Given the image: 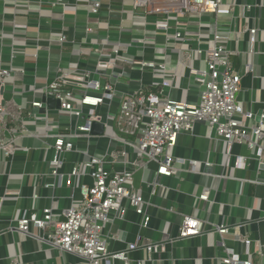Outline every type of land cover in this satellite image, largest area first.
<instances>
[{"label": "built area", "instance_id": "2783aa9c", "mask_svg": "<svg viewBox=\"0 0 264 264\" xmlns=\"http://www.w3.org/2000/svg\"><path fill=\"white\" fill-rule=\"evenodd\" d=\"M51 3L63 8L66 4L63 0ZM222 5L223 0H135L133 12L142 20H133L128 25L123 20L117 26L108 24L105 45H81L84 66L59 64L50 82L40 92L34 90L41 99L28 100L24 96L17 105L21 134L14 135L12 132L17 130H7L9 136L0 142V149L13 158L21 150L17 138L30 135L41 139L44 160L51 153L45 160L46 171L40 173L43 186L65 187L69 190V203L58 215L53 206L41 212L24 213L16 220L19 231L28 233L34 225L43 230V235L37 236L40 241L57 252L76 254L89 264H103L111 258L129 264V251L138 247L147 250L152 259L164 248L165 242H134L124 252H113L109 247L111 235L107 228L117 219L125 220L129 210L140 217L141 227L152 223V216L147 212L148 202L135 185L138 170L155 164L154 179L150 183L153 192L162 186V178L177 174L176 162L192 165L196 170L197 161L175 157L174 149L180 135L191 132L200 122L229 145H247L254 151L258 163L264 164V112L257 123L246 124V120L257 119V114L245 109L238 99L243 74L231 61L239 53L232 47L237 42V30L218 21ZM77 7L97 16L102 3L88 0ZM252 7L246 4L244 10ZM1 14L0 11V19ZM203 16L209 20L203 21ZM258 29L250 25L243 28L251 45L257 41ZM85 32L88 36L97 29L88 25ZM57 40L61 44L67 42L63 30L57 34ZM186 50L201 63L200 67L190 68L200 93L198 102L166 98L147 90L143 84L132 91L122 86L123 64L150 70L162 78L163 86L168 85L165 73L171 56L177 55L182 61ZM119 68L123 71L117 72ZM247 69L250 71L252 67L248 65ZM12 71V66H0V125L11 115L2 88L12 77ZM43 95L54 98L59 107L49 108L42 100ZM42 108L46 110L39 113ZM30 123L43 130H31ZM94 123L103 125L102 133H93ZM245 160L238 156L237 165H244ZM77 189L79 198H76ZM199 197L210 200L209 192ZM247 224H237L233 232L228 225L221 224L210 232H217L223 238L229 234L239 236L247 254L243 257L231 251L222 239L218 243L225 253L217 258L219 264H257L251 250L253 240L241 236V229ZM204 230L202 219L185 215L177 226V235H172L169 241L195 238L203 235Z\"/></svg>", "mask_w": 264, "mask_h": 264}, {"label": "crops", "instance_id": "0c3cea01", "mask_svg": "<svg viewBox=\"0 0 264 264\" xmlns=\"http://www.w3.org/2000/svg\"><path fill=\"white\" fill-rule=\"evenodd\" d=\"M54 1L0 2V66L13 68L12 77L2 88L6 102L7 93L13 96L16 105L24 96L28 100L41 99V95L34 90L40 92L50 82L59 64L84 66L85 60L80 56L81 45H105L108 24L117 26L123 20L128 25L133 20H142L133 12L135 0H100L102 7L97 16L77 7L88 0H63L66 3L64 8L52 5ZM246 4H252V9L245 11ZM202 19L207 22L209 17L203 16ZM218 21L237 30V42L232 47L239 53L233 55L231 61L243 74L238 99L245 109L258 115L264 112V0H223ZM88 25L97 32L87 36L85 29ZM246 25L259 28L253 45L243 31ZM62 30L67 35L64 44L57 40V34ZM205 32L209 30L205 29ZM187 51L182 61L177 55L171 56L165 73L168 85L163 86L160 82L162 78L150 70L142 71L123 64L122 86L132 91L143 84L147 90L166 98L198 102L200 93L190 68L200 67L201 63L191 51ZM147 54L152 57V54ZM248 65L252 70L247 69ZM123 69L119 68L117 72ZM10 121L6 122L0 142L9 136L7 130H17L12 132L14 135L21 134L20 128L9 126ZM257 122V119L246 120L247 125ZM29 128L37 132L43 130L33 123L29 124ZM17 145L21 150L13 158L0 149V264H89L76 254L57 252L40 241L37 236L43 235V230L34 225L30 226L28 233L17 229L16 220L24 213L41 212L45 207L53 206L55 215H58L69 203V190L65 187L52 189L43 186L40 173L46 171L48 165L45 160L50 158L51 153L48 152L44 160L42 140L22 135L17 138ZM27 147L30 150L23 149ZM174 155L197 161L196 170L192 169V165L183 166L180 162L177 167L176 162L177 174L162 178V186H157L155 192L150 185L154 179L155 164L138 170L135 185L142 190L148 202L147 212L152 216V223L149 227H141L140 217L129 210L125 220L117 219L107 228L111 235V251H127L134 242L161 241L165 242L164 248L152 259L141 247L130 250L129 264H219L217 258L225 253L224 247L218 243L222 239L231 251L239 252L243 257L247 254L239 236L229 234L223 238L217 232H210L221 224L228 225L233 232L234 226L248 222L242 227L241 236L253 240L251 250L254 262L264 264V169L256 160L254 151L244 144L229 145L218 138L208 125L200 122L191 132L180 135ZM238 156L246 159L244 165H237ZM79 191L76 190V198L80 196ZM204 192H209V201L200 199V194ZM185 215L202 219L205 233L170 242V237L177 235V226ZM103 264H125V261L111 258Z\"/></svg>", "mask_w": 264, "mask_h": 264}, {"label": "rangeland", "instance_id": "374dc122", "mask_svg": "<svg viewBox=\"0 0 264 264\" xmlns=\"http://www.w3.org/2000/svg\"><path fill=\"white\" fill-rule=\"evenodd\" d=\"M233 67L235 68V66L233 65ZM6 98H7V110L9 113H11V115L9 117H7V121H10L9 126L10 127H15V128H21V123L19 122V118H20V113L18 111L17 105H16V101L13 99V96L10 93L6 94ZM6 124L5 122L1 123L0 125V135H2L4 133V130L6 129ZM179 163H176V166L179 167Z\"/></svg>", "mask_w": 264, "mask_h": 264}, {"label": "water", "instance_id": "95a60500", "mask_svg": "<svg viewBox=\"0 0 264 264\" xmlns=\"http://www.w3.org/2000/svg\"><path fill=\"white\" fill-rule=\"evenodd\" d=\"M220 79H222V78H220ZM42 100L44 102H47L49 108L59 107V102L56 101L52 97H47V96L43 95ZM45 110H46L45 108H42L41 112H44ZM260 115H261V112H259V114L257 115V120H259ZM102 132H103V125L100 123H94L93 133H102ZM260 167L262 169H264V164H260ZM208 169H211V168H208Z\"/></svg>", "mask_w": 264, "mask_h": 264}]
</instances>
